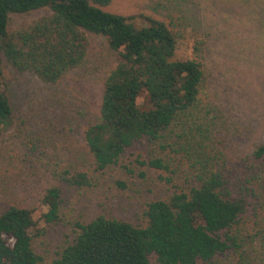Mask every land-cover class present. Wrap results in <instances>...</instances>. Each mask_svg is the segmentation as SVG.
Instances as JSON below:
<instances>
[{"label":"trees","instance_id":"obj_1","mask_svg":"<svg viewBox=\"0 0 264 264\" xmlns=\"http://www.w3.org/2000/svg\"><path fill=\"white\" fill-rule=\"evenodd\" d=\"M111 2L0 0V126L9 125L13 114L5 61L56 83L86 61L88 33L105 37L117 57L97 121L85 132L89 161L56 173L58 182L42 197L48 207L42 217L60 219L63 186L89 187L115 169L141 179L157 172L169 189L147 200L135 222L105 214L76 220L51 264H254L250 247L257 242L264 250V142L244 157L235 178L197 122L203 56H179L169 24L148 16L137 25L103 8ZM39 11L45 14L14 27L16 17ZM116 183L127 187L123 178ZM35 210L0 207V264H44L31 232Z\"/></svg>","mask_w":264,"mask_h":264},{"label":"rangeland","instance_id":"obj_2","mask_svg":"<svg viewBox=\"0 0 264 264\" xmlns=\"http://www.w3.org/2000/svg\"><path fill=\"white\" fill-rule=\"evenodd\" d=\"M103 8L130 16L137 25H145L148 16L163 20L178 35L179 56H203L197 122L224 153L231 174L241 176L244 157L264 142V0H112ZM44 14L18 16L14 27ZM87 35L86 61L56 83L4 62L3 82L13 114L9 125L0 126V207L36 209L31 232L44 264H51L72 237L76 220L105 214L135 222L147 200L169 193L157 172L149 170L141 179L115 169L89 187L63 186L60 219L47 222L42 217L48 209L42 197L58 182L56 173L89 161L85 132L97 121L105 80L117 63L105 37ZM141 151L145 153L143 146ZM117 178L127 187L120 188ZM250 249L257 258L253 263L264 264L259 243Z\"/></svg>","mask_w":264,"mask_h":264}]
</instances>
